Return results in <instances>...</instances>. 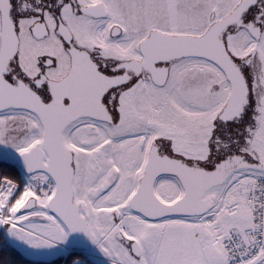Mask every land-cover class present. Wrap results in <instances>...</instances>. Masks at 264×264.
I'll return each mask as SVG.
<instances>
[{"label":"snow or ice","instance_id":"6c2138e0","mask_svg":"<svg viewBox=\"0 0 264 264\" xmlns=\"http://www.w3.org/2000/svg\"><path fill=\"white\" fill-rule=\"evenodd\" d=\"M0 264H264V0H0Z\"/></svg>","mask_w":264,"mask_h":264}]
</instances>
